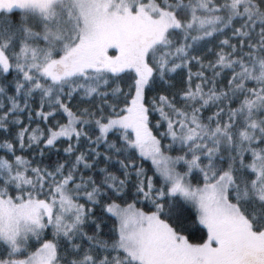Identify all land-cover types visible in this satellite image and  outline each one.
Masks as SVG:
<instances>
[{"label":"snow or ice","instance_id":"obj_1","mask_svg":"<svg viewBox=\"0 0 264 264\" xmlns=\"http://www.w3.org/2000/svg\"><path fill=\"white\" fill-rule=\"evenodd\" d=\"M0 264H264V0H0Z\"/></svg>","mask_w":264,"mask_h":264}]
</instances>
